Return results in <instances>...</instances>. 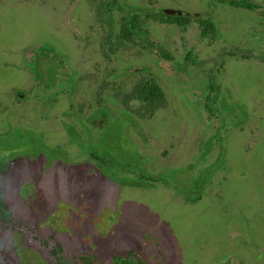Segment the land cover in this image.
<instances>
[{"label": "rangeland", "instance_id": "rangeland-1", "mask_svg": "<svg viewBox=\"0 0 264 264\" xmlns=\"http://www.w3.org/2000/svg\"><path fill=\"white\" fill-rule=\"evenodd\" d=\"M247 1L258 9L122 0L128 21L137 8L189 18L186 29L139 18L149 42L175 61L170 72L140 38L105 55L99 39L109 32L87 0H0V191L12 214L9 224L0 219V264H81L85 255L111 264L128 251L148 264H264V0ZM198 14L215 22L216 39L201 36ZM189 51L197 64L185 73ZM143 78L159 84L166 106L146 119L125 112L129 122L109 97ZM204 82L213 91L209 114ZM99 97L122 118V147L98 154L101 170L65 129L81 128L70 105L84 117Z\"/></svg>", "mask_w": 264, "mask_h": 264}, {"label": "trees", "instance_id": "trees-1", "mask_svg": "<svg viewBox=\"0 0 264 264\" xmlns=\"http://www.w3.org/2000/svg\"><path fill=\"white\" fill-rule=\"evenodd\" d=\"M75 2V0H73ZM98 0H93L95 3V9L97 13V20L100 21L101 23H106L108 26V29H110V34L108 37L112 36L113 34V18H112V8H113V3L109 0L105 1H98ZM221 3H227L229 7L235 8V9H246L249 11H254L258 9V7L254 4H252L250 1L247 0H241V1H234V0H220ZM111 10V11H109ZM262 18L264 19V8L260 12ZM134 17L138 18L136 21H128L126 18H123L121 21V46L125 47V42H128L130 44L135 43V38L133 35L135 34L137 38H140V42L144 44L145 47L150 48L151 52L153 55L157 58L158 63H162L166 70H169L170 72L173 71V68L171 67V63L175 62L169 54H166L165 50L158 44L156 43H151L148 40V34L147 31L145 30V24L146 21L140 20V16H148L147 18H150L152 21L162 24V25H177L178 27L182 29H186L187 25L189 24V18L187 19H181L180 16L176 15H170L166 14L164 11L163 13L160 12H153L147 13V12H142L140 8H137L136 12L133 13ZM140 18V19H139ZM196 23L199 25L200 33L201 36L205 39L212 37L213 39L217 38L218 34V28L215 22L208 18H204L203 14H198V17L196 15H193L192 17ZM241 41L243 40L242 38L240 39ZM239 40V42H240ZM240 43L236 45L237 48H229V57H234L238 55V51L236 49L240 48ZM252 53V52H251ZM227 53H223L220 57H223ZM255 55H247V57H255L257 53H254ZM105 55L110 56L105 52ZM241 55V54H240ZM243 56V55H242ZM245 57V56H243ZM261 58H264V55L261 56ZM194 59L196 61H194ZM220 61V60H219ZM197 59L195 56H192L190 51L188 54L185 55V58L183 60L184 64V72H187V69L194 65L197 64ZM221 67V66H220ZM219 67V68H220ZM219 70L216 72V75L214 77V81L216 76L218 75ZM212 74H215V70L212 72ZM213 78V77H212ZM203 83H200V85ZM205 86V91L204 87ZM201 85L202 91L201 95L205 99V108L207 109V113H211L212 109L210 108L208 111V105L211 103V106H213V91H210V88L207 87L206 82H204V85ZM116 99L120 101V105L122 108V115L128 118L126 116L125 112L127 113H132L136 115L137 118L139 119H146V118H151L155 112H157L160 109L165 108L166 106V100L164 97V94L162 92L161 87L159 84L152 78L149 79H141L139 80L134 87L126 92V93H117ZM192 96L194 98H198V94L193 91ZM136 102V105L133 104ZM221 109L218 110L220 115L223 116V113L226 112L227 108L225 107V103L221 101ZM238 109V108H237ZM237 109H234L229 105V114L235 115L238 113ZM96 163V161H95ZM98 163V162H97ZM95 164L97 169L103 168V165ZM98 165V166H97ZM6 169V166L3 164L2 160H0V175L1 173ZM99 169V170H101ZM0 219L9 224L12 221V214L9 212V210L4 206V203L1 198V191H0ZM79 262L81 264H100L97 259L91 255H85L81 256L79 258ZM111 264H148V262L145 260L143 255H139L138 253L134 251H128L124 255H118V256H113L111 259Z\"/></svg>", "mask_w": 264, "mask_h": 264}, {"label": "flooded vegetation", "instance_id": "flooded-vegetation-1", "mask_svg": "<svg viewBox=\"0 0 264 264\" xmlns=\"http://www.w3.org/2000/svg\"><path fill=\"white\" fill-rule=\"evenodd\" d=\"M89 2V4L91 5V7L93 8L95 15H94V20L95 22L98 23V26L100 28V30H103L105 32V29L107 28V31L109 33H103L104 35L102 36L101 41L99 39V45L103 46V50L104 53L108 52L107 54H115L117 53L120 49H121V21L124 18V13L122 12L123 8L120 5V2H122V0H109L111 1V3H113V8H112V18L114 20L113 22V35L108 37V35L110 34V29H108V26L106 25V23H101L100 21L97 20V13H96V9H95V3L93 2V0H87ZM100 1V0H98ZM97 1V3H98ZM101 1H105V0H101ZM78 2V0H76V3ZM118 5H120V9L118 8ZM132 10H136L134 7L132 8ZM111 11V10H109ZM115 12H120L122 14V16L119 18V20H115V16L114 13ZM134 17V16H133ZM148 16H145V18H147ZM135 21V20H133ZM116 26H118V31L115 32L116 30ZM134 38H137V36L134 34L133 35ZM132 45V44H131ZM137 45L136 39H135V43L133 44ZM47 61V60H45ZM43 61V65L42 63H40L41 65L39 66L40 69V73H38L39 77L35 74L33 75L34 80L36 81L35 84H39L40 82V76L44 71V68L46 66V62ZM45 63V64H44ZM63 67L67 66L69 67L66 62L63 60ZM61 68V67H60ZM36 71V69H34ZM44 76H46L44 74ZM58 79H62L63 78V74H62V69L61 72L58 73L57 76ZM57 80V83L62 82L63 80ZM78 85V84H76ZM46 86V85H45ZM51 86V85H50ZM48 87V86H46ZM119 93L118 91H115L113 95H111L109 97V100L111 101L112 104H119L120 105V101H118L116 99V94ZM19 97H21L22 95H18ZM99 102H103L104 104L101 105V103L98 102V107H95V109H93L92 112H90L89 115L87 116H79V114L77 112L74 111V108L70 105V117L73 118L74 120L77 121V123H79L80 125V129H78L75 124H68L66 123L65 129L66 132L70 138V141L74 144V139L71 136L70 132H75V134L78 136V139L81 141V147H79L78 144L77 147H79L80 149H90L91 153L88 154V158L92 161V163L95 164V161H98L97 164L99 165H103L104 161L101 159V156H99V153H102L105 149H108V146L113 147V146H117V147H122V118H127L124 117V115L121 114V117H113L111 115V112H109L108 107L105 103V100L101 99L100 97L98 98ZM116 114V113H115ZM133 116H136L134 114H130ZM68 116V115H67ZM113 119V120H112ZM129 121V120H128ZM129 122H132V119H130ZM82 126H86V128L84 127L82 129ZM133 150V154H136L138 157H140L142 159V154L140 152H138L137 148H132ZM97 152V154H96ZM95 166V165H94Z\"/></svg>", "mask_w": 264, "mask_h": 264}, {"label": "water", "instance_id": "water-1", "mask_svg": "<svg viewBox=\"0 0 264 264\" xmlns=\"http://www.w3.org/2000/svg\"><path fill=\"white\" fill-rule=\"evenodd\" d=\"M164 12L166 14L176 15V16L183 14V11H179V10H175V9H166V10H164Z\"/></svg>", "mask_w": 264, "mask_h": 264}]
</instances>
